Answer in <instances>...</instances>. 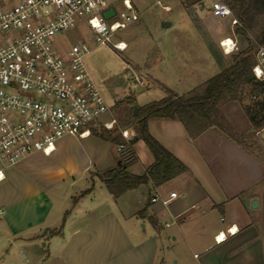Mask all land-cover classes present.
<instances>
[{"label": "crops", "instance_id": "crops-1", "mask_svg": "<svg viewBox=\"0 0 264 264\" xmlns=\"http://www.w3.org/2000/svg\"><path fill=\"white\" fill-rule=\"evenodd\" d=\"M245 116L254 134L243 142L217 127L192 138L177 119H150V133L187 171L118 198L102 176L122 155L99 134L29 155L0 182V264H264V126ZM133 149L128 170L144 174L153 154L143 140Z\"/></svg>", "mask_w": 264, "mask_h": 264}, {"label": "built area", "instance_id": "built-area-1", "mask_svg": "<svg viewBox=\"0 0 264 264\" xmlns=\"http://www.w3.org/2000/svg\"><path fill=\"white\" fill-rule=\"evenodd\" d=\"M164 1L156 2L170 11ZM110 8L116 12L106 19ZM208 12L241 26L225 0H211ZM139 18L133 0H0V182L29 155H49L65 136L85 138L94 128H113L111 106L85 64L88 38L124 51L127 43L114 42L116 34ZM229 39L231 51L221 41L225 53L237 46ZM254 43L252 71L264 82V42ZM121 134L133 136L128 128Z\"/></svg>", "mask_w": 264, "mask_h": 264}, {"label": "rangeland", "instance_id": "rangeland-1", "mask_svg": "<svg viewBox=\"0 0 264 264\" xmlns=\"http://www.w3.org/2000/svg\"><path fill=\"white\" fill-rule=\"evenodd\" d=\"M156 1L133 0L140 18L120 30L114 40L125 41L126 50L118 51L111 45H99L88 38L90 52L85 57V64L111 106V113L107 115L109 120H117L114 105L133 93L137 104L160 100L168 95L165 86L171 80L173 89L183 93L231 65L234 55L248 46V39L235 33L231 17H217L208 12L211 0H165L171 6L170 11H165ZM116 7L121 8L118 4ZM163 22H171V26L164 28ZM249 36L253 41H259L257 34L249 32ZM225 38H233L236 42V48L230 53H225L221 46ZM143 70L163 84L148 79ZM143 79L146 81L144 88L138 84ZM263 99L264 95H253L251 85H246L239 103L222 106L221 111L239 129L236 131L232 127L242 141L254 133L246 127L248 120L241 106L243 109L244 106L257 108ZM120 125L117 120L108 130L121 133ZM110 152H115L114 146Z\"/></svg>", "mask_w": 264, "mask_h": 264}, {"label": "trees", "instance_id": "trees-1", "mask_svg": "<svg viewBox=\"0 0 264 264\" xmlns=\"http://www.w3.org/2000/svg\"><path fill=\"white\" fill-rule=\"evenodd\" d=\"M225 1L241 25L236 27L235 33L248 39L247 48L234 55L231 65L186 93L175 94L168 90V95L162 99L138 106L136 113L133 108L135 97L120 100L114 105L120 126L123 129L133 126L136 131V135L128 140L113 130L93 129L94 133L111 140L116 146L124 145L120 151V163L102 176L114 197L118 198L149 181L160 186L187 171V166L150 133L148 121L152 118L177 119L192 138L200 136L210 127H217L229 137L240 139L221 108L228 102L240 101L246 85H251L253 95H264V82L257 80L252 71L255 43L249 36V32H253L258 35L260 42H264V0ZM244 109L255 129L264 126V99L257 108L245 106ZM139 140L145 142L154 157L153 164L141 175L128 170L136 156L133 145Z\"/></svg>", "mask_w": 264, "mask_h": 264}, {"label": "water", "instance_id": "water-1", "mask_svg": "<svg viewBox=\"0 0 264 264\" xmlns=\"http://www.w3.org/2000/svg\"><path fill=\"white\" fill-rule=\"evenodd\" d=\"M115 12L116 11L114 8H110L104 12V17L106 19H109L115 14ZM162 25L164 28H167V27L171 26V22H163ZM133 108H134V113H136L137 109H138V105L137 104L133 105Z\"/></svg>", "mask_w": 264, "mask_h": 264}, {"label": "bare ground", "instance_id": "bare-ground-1", "mask_svg": "<svg viewBox=\"0 0 264 264\" xmlns=\"http://www.w3.org/2000/svg\"><path fill=\"white\" fill-rule=\"evenodd\" d=\"M231 40L229 38L224 39V45L228 48L229 51L232 49V44Z\"/></svg>", "mask_w": 264, "mask_h": 264}, {"label": "clouds", "instance_id": "clouds-1", "mask_svg": "<svg viewBox=\"0 0 264 264\" xmlns=\"http://www.w3.org/2000/svg\"><path fill=\"white\" fill-rule=\"evenodd\" d=\"M0 179H3V174L2 173H0Z\"/></svg>", "mask_w": 264, "mask_h": 264}, {"label": "snow or ice", "instance_id": "snow-or-ice-1", "mask_svg": "<svg viewBox=\"0 0 264 264\" xmlns=\"http://www.w3.org/2000/svg\"><path fill=\"white\" fill-rule=\"evenodd\" d=\"M233 231H235V229H233ZM218 239H223V236L219 237Z\"/></svg>", "mask_w": 264, "mask_h": 264}]
</instances>
